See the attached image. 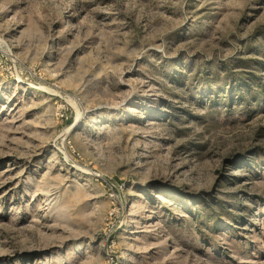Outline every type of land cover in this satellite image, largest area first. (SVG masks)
Instances as JSON below:
<instances>
[{"label":"rangeland","instance_id":"1","mask_svg":"<svg viewBox=\"0 0 264 264\" xmlns=\"http://www.w3.org/2000/svg\"><path fill=\"white\" fill-rule=\"evenodd\" d=\"M0 264H264V0H0Z\"/></svg>","mask_w":264,"mask_h":264},{"label":"bare ground","instance_id":"2","mask_svg":"<svg viewBox=\"0 0 264 264\" xmlns=\"http://www.w3.org/2000/svg\"><path fill=\"white\" fill-rule=\"evenodd\" d=\"M84 115V112H82L81 110H77V113H76V118H77V122H79L80 121V119H81V117ZM77 122H75V123H77ZM75 123L74 124H72V126H71V128L73 129V127L75 126ZM69 132H70V128H67L66 130H65V132L62 134L63 135V138L67 135V134H69Z\"/></svg>","mask_w":264,"mask_h":264}]
</instances>
